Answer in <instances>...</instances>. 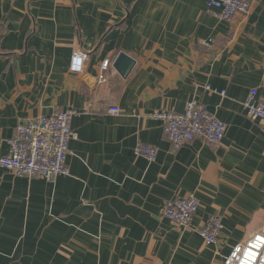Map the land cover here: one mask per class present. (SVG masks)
Listing matches in <instances>:
<instances>
[{"label":"crops","instance_id":"crops-1","mask_svg":"<svg viewBox=\"0 0 264 264\" xmlns=\"http://www.w3.org/2000/svg\"><path fill=\"white\" fill-rule=\"evenodd\" d=\"M207 1L0 0V156L19 122L67 109L77 136L69 177L0 170V264H223L261 230L264 122L242 104L255 88L264 100V0L227 22ZM73 51L86 55L80 73ZM120 52L135 63L125 78L112 66ZM193 98L226 125L224 139L174 149L150 115ZM138 144L157 149L155 162ZM189 194L200 206L184 230L161 210ZM214 214L224 229L206 246L197 231Z\"/></svg>","mask_w":264,"mask_h":264},{"label":"built area","instance_id":"built-area-1","mask_svg":"<svg viewBox=\"0 0 264 264\" xmlns=\"http://www.w3.org/2000/svg\"><path fill=\"white\" fill-rule=\"evenodd\" d=\"M251 0H208L206 10L213 18L231 21L238 14H246ZM207 45V44H205ZM86 55L73 51L69 71L80 73ZM110 61L104 60L99 65L97 81H106V72ZM260 86L264 89V69ZM208 92H215L206 86ZM224 93L222 92L221 95ZM257 89H252L242 107L245 116L253 121L264 122V100L257 97ZM109 113L118 115L119 109L109 108ZM76 112L67 109L47 116L19 122L14 135L6 141L7 152L0 156V170L10 171L18 178L52 179L58 176L69 177L67 159L71 154L69 144L77 136L71 128V121ZM151 118L160 121L168 142L174 149L200 139L209 145H217L225 135L226 125L209 112L196 98L186 103L182 113L160 110L152 113ZM134 154L149 163L155 162L157 149L150 145L138 144ZM200 202L194 194L177 197L166 201L161 216L181 229L192 228L193 219L199 209ZM224 229L222 219L218 215H208L198 229V235L206 246L213 245ZM256 237H264V225L244 243L236 244L223 264H264V240L256 241ZM260 244L252 249L256 256L251 262L244 260V252L251 243Z\"/></svg>","mask_w":264,"mask_h":264},{"label":"water","instance_id":"water-1","mask_svg":"<svg viewBox=\"0 0 264 264\" xmlns=\"http://www.w3.org/2000/svg\"><path fill=\"white\" fill-rule=\"evenodd\" d=\"M134 64L133 59L120 52L117 54L112 66L121 77L125 78L133 69Z\"/></svg>","mask_w":264,"mask_h":264},{"label":"snow or ice","instance_id":"snow-or-ice-1","mask_svg":"<svg viewBox=\"0 0 264 264\" xmlns=\"http://www.w3.org/2000/svg\"><path fill=\"white\" fill-rule=\"evenodd\" d=\"M264 240V237H256V241H262ZM260 244L258 243H251L248 246V249L245 250L244 252V260L251 262L253 258L256 256V253L252 251V249L259 248Z\"/></svg>","mask_w":264,"mask_h":264}]
</instances>
